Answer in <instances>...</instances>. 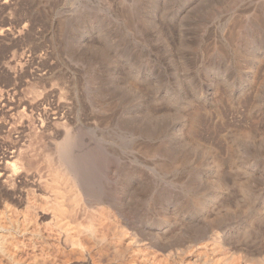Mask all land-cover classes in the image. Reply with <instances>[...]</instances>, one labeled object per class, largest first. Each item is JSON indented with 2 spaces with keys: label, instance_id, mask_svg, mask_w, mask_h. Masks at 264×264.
Instances as JSON below:
<instances>
[{
  "label": "bare ground",
  "instance_id": "1",
  "mask_svg": "<svg viewBox=\"0 0 264 264\" xmlns=\"http://www.w3.org/2000/svg\"><path fill=\"white\" fill-rule=\"evenodd\" d=\"M202 1H173L172 9L167 11L165 8L166 21L163 19L164 6L167 4L165 0H156L150 10L142 13L141 16L146 18L144 22L153 24L156 28V38L160 39L162 29L167 27L164 35L166 44L163 42L167 53L164 54L160 44L156 43L158 44V48L156 47L158 68H161L162 62L168 60L170 56L177 58L178 55L185 54L179 49L187 31L178 27L179 23L174 28L172 22L183 20L189 11ZM217 3L218 7L220 6L224 11L220 12L218 9L212 12V10L208 16L206 15L207 18L200 17L196 20L198 25L202 23L205 25L210 23L211 19L217 18V14L226 20L234 16L237 11L236 16H241L235 20L239 32L234 31L236 34L225 32L227 38L230 37L237 42L234 51L230 55L228 53L235 63L229 72L231 77L227 84L230 88L225 94L229 105L225 110L219 111L220 108L215 114L216 123L209 125L211 115L206 111L207 102L218 95L221 85L219 86L220 82L218 83L215 79L216 73L211 72L210 80L208 78L209 81L206 84L203 83L205 81L202 80V76L199 77L196 73L197 86L193 89H195L196 98L203 102H200L202 108H199L207 114L202 120L203 127H197L195 119L181 125L175 123L170 127L167 135L168 140L174 143L192 141L196 144L203 139L210 142L207 139L214 137L217 145L216 143L213 145L212 140L213 144L210 142L211 144L205 147L207 148L205 152L208 151L211 159L209 161L211 166L198 167L196 172L193 169L195 176H188L186 181H183V185H179L182 183L179 177L167 178L154 174L149 176L148 173L138 175L133 171H127L124 166L129 168V164L123 165L121 159L111 158V155L107 157L109 155L106 156L103 150L95 147L96 145L91 142L93 140L82 135L84 132L78 135L79 129L76 132L65 126L61 132V138L58 136L60 132L57 131L56 120L59 118L61 120L63 117L61 111L65 106L60 100L63 96H57L50 110L52 117L47 116L44 122L54 130L60 140L49 141L52 154H47L42 167L41 164L35 168L27 165V160L21 157L23 154H20L17 141L7 143L5 148L0 150V264H264V183L252 186L253 189L241 186L238 189L230 188L233 185L238 186L236 182L240 185L244 184L246 181L242 180L245 178L257 179L256 177L264 175V163H260L264 161V154L257 157L254 152V155L250 157L248 155L237 162L232 156L239 153H232L234 142L229 140L232 132L246 138L257 136L264 138V91H260V86L258 89L255 88L254 92L252 91L251 98L248 96V99H244V96L249 95L259 71L264 72V0L260 1L262 5L257 7L255 6L257 2L248 0L246 8L249 10L253 7V13L251 11L247 13L248 10L242 8V5L236 8L237 0H219ZM216 24L219 23L216 22ZM86 38L87 36L83 35L79 39L85 41ZM195 40L197 39L193 41ZM251 44H255L254 49L249 47ZM209 49L208 52H215ZM208 52L205 54H209ZM219 52L220 55L223 54L221 49ZM197 62L199 64V61ZM214 66L217 68L216 64ZM165 68L167 70V67ZM185 68L181 71L184 72ZM168 70L167 72L170 73L171 70ZM177 73L175 70L174 77L172 75L175 82H179ZM262 74L259 75L260 80ZM220 77L223 78L221 75ZM192 83L194 85V82ZM158 85L157 88L161 86V84ZM164 94L159 91L154 98L160 101L167 93ZM220 98L223 100L222 97ZM216 99V102L220 101ZM243 99H252L251 102L248 101L250 102L247 105L248 110L257 116L259 122L254 119L258 124L254 122L256 124H247L241 128L240 126L232 127L231 123L229 125L226 121V116L236 112L237 108L243 105ZM38 101L39 99H35L34 102L31 99H25L23 102L37 104ZM14 102L4 97L0 98L2 108L8 107L11 110L21 106L18 100ZM156 104L159 110L160 103ZM190 144L189 142L188 145ZM161 149L163 153L165 148ZM260 150H257L261 152L258 154L264 152L263 149ZM169 154L172 157V164H178L180 154L173 150ZM206 161L203 160V163ZM135 171L140 170L135 169ZM159 181V185H154V182ZM238 211L242 214L237 215L238 218H236L233 215L238 214ZM247 213L252 214V217ZM252 234L255 235L254 238L250 237Z\"/></svg>",
  "mask_w": 264,
  "mask_h": 264
},
{
  "label": "rangeland",
  "instance_id": "2",
  "mask_svg": "<svg viewBox=\"0 0 264 264\" xmlns=\"http://www.w3.org/2000/svg\"><path fill=\"white\" fill-rule=\"evenodd\" d=\"M155 1L0 0V98L4 97L10 102L15 101L14 103L18 100L21 105H19V108L11 110L8 107L2 108L0 106V150L3 147L5 148L7 143L11 141L15 143L17 141L16 144L20 146L18 147L20 148V154H23L21 157H23V160H27V162L25 161L27 165L35 168L41 164L40 166L42 167L43 160L47 154H52L49 141L60 140L61 132L66 126L65 128H71L76 132L79 129L78 135L84 132L82 135H86L88 139L93 140L94 142H91L96 145L95 147L101 151L103 150L102 152L106 156L109 155L107 157L111 155V158L121 159L123 165H130L129 168L124 166V169L133 171L138 175L139 173L140 175L148 173L147 175L149 176L179 177L180 182H182L179 185H183V181H186L188 176H195L196 173H193V169L196 172L198 167L211 166V164L209 165L211 159L208 151H206L207 153L205 152V149L207 150L205 147L211 144L212 140L214 142L212 144L215 145L216 140L214 137L207 139L210 142L203 139L201 140L202 143L199 142L198 144L189 141L191 144L193 143V145L190 144L189 146V142H171L168 140L167 135L170 127L175 123L181 125L184 122L188 123L190 120L195 119L194 122L198 125L197 127H203L202 120L205 119L206 112L201 109L202 105L200 102L202 101L196 98L195 89H193V87L197 86L195 84L198 77L196 73L199 74V77L202 76V80L205 81L203 82L204 84L210 80L211 72L216 73L217 77L215 79H217L218 83L220 82L219 86L221 85L219 89L222 93L220 94L218 89L217 97L214 96L211 101L207 102L206 111L210 113L212 119L209 120L211 122L209 125L212 126L216 123L217 116L215 114L220 108L219 111H222L228 107L229 104L225 94L230 88L227 84L231 77L229 72L233 68L232 65L235 64L231 60V56H228V53L230 55L234 51L237 42H234L230 37L227 38L225 32L226 34L238 33L239 27L235 25V20L241 16H236L238 15L237 11L234 16L229 18L231 20H226L221 18L220 14H217V18L211 19L210 23H205V25L202 23L200 26L196 19L199 20L200 17L207 18L206 15L208 16L212 10L214 12L219 9L222 12L224 9L220 6L218 7L219 4L217 2L219 0H203L198 3L183 20L172 22L174 28L179 23L178 27L187 31L185 40H182L183 42L180 44L181 50L179 49L186 56L180 53L178 55L180 58L178 56L177 58L170 56L168 60L166 59L167 61L163 59L165 62L163 61L161 68H158V64H156V47L158 48V44L156 43L160 44L162 52L166 54V36L164 37V35L167 32V27L162 29V34L159 37L160 39H158L156 38V28L153 24H146L144 22L146 18L141 16L143 12L151 9ZM165 1H167V4L163 10L165 11L163 13L164 21L167 18L165 13L174 7L173 1L175 0ZM253 1L257 2L256 7L262 5V2L260 3L262 0ZM237 2L236 8L241 5L242 8L248 7V0H237ZM170 3L172 4L170 5ZM165 8L168 10L166 11ZM252 10L253 7L249 8L247 13L252 12ZM229 11L231 10L229 9ZM216 22L219 24H216ZM83 35L87 36L85 41L79 39ZM194 39L197 40L193 41ZM222 41H224L223 44ZM258 46L261 45L258 44ZM249 47L254 49L255 44H251ZM249 47L248 49L250 50ZM207 48H211V51L215 52L210 53ZM220 49L221 53H223L221 58ZM206 52L210 55L205 54ZM224 52H227V54H224ZM215 55L219 56L216 57ZM181 56L185 58L182 59ZM226 57L227 59L225 60ZM171 60H173L174 64L171 63ZM197 61H199V64ZM221 61L225 62V64ZM195 63L197 65H194ZM215 64L217 68L214 66ZM180 65L181 68H179ZM163 67H167V70L169 69L168 71L171 70V72L168 73L166 68V71L163 70ZM183 68H185L184 72L181 71ZM173 70H177L179 82H175V78H172V75L174 77ZM228 73L229 75H227ZM259 73L252 84L251 88L253 90L250 88L249 95L244 96V99L251 98L254 90L260 88V86V91H264V74H262L264 72L260 70ZM192 82H194V85ZM157 85L159 88H157ZM222 88L227 90L222 91ZM159 91H161V94H167H164L166 97L163 95L164 97L160 101H156L154 97ZM57 96H63L60 100L65 106L61 111V116L63 117H61V120H59L60 118L56 120L60 138L45 123L46 117L51 114L50 110L56 102ZM218 96L222 97L223 100ZM215 98L220 101L216 102ZM25 99H31L33 102L35 99H39V101L37 104L26 102L25 104L23 102ZM244 99L243 105L237 108L236 112L231 113L232 116H226V121L229 125L231 123L232 127L240 126L239 128H241V126L253 124L257 120L259 122V119L256 118L257 116L248 110L247 105L252 99ZM156 103H160L159 110ZM219 104L225 107L223 106L222 108ZM216 108L217 110H215ZM244 108L247 109L244 110ZM195 111L197 112L196 114ZM236 113L237 116H235ZM188 117L190 118L189 120ZM235 120L239 121L236 122ZM232 122L236 125H233L234 123ZM258 122L256 123L258 124ZM237 135L232 132L229 138V140L234 142L232 153H239L238 155L232 154L234 155L232 156L233 160L242 161L248 155L249 157L254 155V152L257 157L263 156L264 152L258 154L261 153L258 151L260 149L264 151V138L259 136L246 138L245 136L241 137V135H238L237 138ZM156 144H159V147ZM147 145L150 146L148 147ZM163 147L165 149L162 153L161 148ZM172 150L178 152L180 154L179 157L181 156L177 162L178 164L174 163L175 165L172 164V157L169 156V152ZM24 152L26 153L24 154ZM201 157H203L204 161L208 159L203 163ZM257 160L260 162L258 158ZM260 163H264V161ZM135 169L140 171L136 172L137 170L135 171ZM256 178L251 177V180L245 178L242 181H246L248 184L245 182L240 185L236 182L238 186L233 185L234 187L230 188L238 189L241 186L251 189L250 187L256 186V184L264 183V175ZM257 180H261V182H257ZM159 184L160 181L158 183L154 182V185ZM175 184L177 185L176 181ZM241 214L238 211V214L235 213L233 216L238 218ZM247 214L252 217V214ZM250 237L254 238L255 235L252 234Z\"/></svg>",
  "mask_w": 264,
  "mask_h": 264
}]
</instances>
